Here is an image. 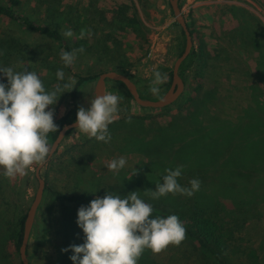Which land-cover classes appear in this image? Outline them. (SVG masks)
<instances>
[{"label": "trees", "instance_id": "16d2710c", "mask_svg": "<svg viewBox=\"0 0 264 264\" xmlns=\"http://www.w3.org/2000/svg\"><path fill=\"white\" fill-rule=\"evenodd\" d=\"M31 1L34 2L30 9L31 12H42L45 16L44 20L38 21L26 13V6ZM61 3H63L62 0L0 1V18H6L9 22L24 29L23 31L43 38L34 46L26 43L21 36L15 33L8 30L2 31L0 66L12 67L14 64L12 62L19 60L23 66L30 68L31 65L28 62L43 61L42 67L46 68L47 75L56 74L58 69L71 74L77 60L75 59L71 66L65 67L59 53L62 49L71 52L80 47H83L85 51L78 52L76 58L80 55L87 56L98 65H103V68L106 60L111 62L115 57L119 61L114 67L110 64L106 66L109 67L108 69L102 70L101 68L96 73L88 72L85 75L73 73L77 77L76 88L70 91L71 103L68 108L61 117L54 121L59 126L58 131L63 125L77 118L78 109L82 106L78 100L79 94L84 85L95 81L101 72L114 70L127 75L135 82L142 98L157 99L167 90L171 83L172 68L161 72L166 73L168 79L159 85L160 92L153 94L149 89L154 76L144 80L134 79L127 68L125 52L122 51L123 45L121 46L112 33L104 34L100 41L99 37L95 36L96 29L92 33L83 30L85 34L81 37L82 30L75 25L78 17H68L72 11L80 12L79 8L66 5L62 7L59 5ZM261 5L264 9V0H261ZM39 7L42 10H39ZM179 7L182 8L181 0ZM118 14L121 17L117 15L115 21H118L117 26L120 30L132 35L138 42H147L146 33L144 34L143 31L145 26L136 10L130 16L125 10L118 11ZM186 23L193 45L189 55L179 67V75L185 83L188 72L191 70L195 73L194 85L189 91L188 114L178 115L176 118L179 120L175 123L164 125L148 121L144 115L123 112L109 125L110 142L104 143L95 138H89L88 135L83 136L84 142L79 145L78 160L75 164L72 162L75 165V171L69 170L65 163L59 162L49 177L47 174L43 177L44 191H49L61 200L62 207H60L58 219L61 238L58 264H74L70 259L74 253L69 246L83 244L85 241V234L77 224L78 209L82 205L88 206L91 200L97 196L103 197L107 192L124 197L132 191H137L140 198L153 206V218L157 216L166 218L172 214L179 217L186 228V238L182 242L192 244L198 254L197 261L201 264H257L258 255L251 247L241 250V256H238L241 259L238 258L236 263L231 262L229 251L234 254L240 251L233 244L239 239L236 232L244 229L249 221L260 219V207L264 206V44L257 40L254 42L258 57L253 67L255 77L252 78L254 80L249 83L250 101L242 107L241 113L235 119L220 116H215V119L203 111L205 109L203 95L200 97L197 94L204 89L201 79L205 75L204 68L208 64L206 43L203 34L187 20ZM175 24L180 31V44L177 47V56H179L184 49L185 37L180 26ZM68 30L73 33L70 38L63 35ZM20 68L23 70V67ZM1 75L2 73H0V81ZM114 82L123 87L126 94L133 100L122 82ZM254 104L259 111L251 108ZM89 106L90 104L84 107ZM129 118L130 122H128ZM220 121H228V123L224 127ZM195 122L199 125H195ZM229 128L233 130L230 131ZM227 130L237 139L232 144L224 145L217 134H227ZM58 131L48 134L50 145ZM72 131L73 129L69 130L66 135ZM258 145L260 148L257 152ZM126 147L129 151L137 152L144 158L130 171L121 170L118 174L102 173L94 167L93 162L99 150L123 151ZM69 148L78 150L76 144ZM58 150L59 148L54 154ZM242 150L245 151L244 155ZM68 151V149L65 150L62 155L67 154ZM248 154L250 155L247 156ZM69 164L71 165V162ZM180 165H183V169L178 183L190 188V180L198 179L201 182L200 196L194 197L193 194L189 197L179 193L175 195L169 193L159 199H152L145 195L147 189L155 190L156 183L162 182L163 176L167 174L165 169L175 170ZM134 170L138 171L131 180H128ZM28 179L25 177L22 181L21 196L23 198L29 186ZM34 180L36 181V178ZM226 200L231 201L230 208H224ZM25 214L26 212L18 216L14 223H11L5 236L0 237L6 241V250L4 254L2 253V257L0 256V264L7 254L17 255L18 264H22L19 257V246ZM45 236L44 227L40 235L35 236L33 252L39 250ZM65 248L69 250L62 251ZM26 253L29 257L28 245ZM138 264H154V262L144 251Z\"/></svg>", "mask_w": 264, "mask_h": 264}, {"label": "rangeland", "instance_id": "374dc122", "mask_svg": "<svg viewBox=\"0 0 264 264\" xmlns=\"http://www.w3.org/2000/svg\"><path fill=\"white\" fill-rule=\"evenodd\" d=\"M62 2L59 4L62 7L66 5L79 8L80 12L72 11L68 15V17H78L75 20L76 27L91 31V33L96 29L95 36L96 38L98 36L100 41L106 33H112L119 40L121 46L123 45L122 51L125 52L127 68L134 79H149L154 76V72L157 70L163 72L168 68H172L177 56V47L180 44V31L175 24L177 22L172 13L169 0H62ZM33 3L31 1L26 6V13L38 21L44 20L45 16L42 12H31L30 9L33 7ZM181 3V11L185 19L203 34L206 43L208 64L204 68L205 75L201 79L204 89L202 90L203 93L202 91L197 93L200 97L203 95L205 108L203 111L215 119V116L235 119L241 113L242 107L250 101L249 83L254 80L252 78L255 77L253 67L258 57L254 42L257 40V42L264 44V9L261 0H181ZM38 9L42 10L41 7ZM121 10H125L129 16L135 10L137 11L145 26L143 31L144 34L146 33L147 42H138L132 35L118 28V21H115L117 20L115 17L117 15L121 17L118 14V11ZM112 21L113 23H111ZM4 30L21 36L29 45L35 46V43L43 40L42 37L36 34L23 31L24 29L9 22L8 19L0 18V38L3 37L2 31ZM76 60L72 73L65 72V81L69 77L76 80L77 77L73 73L76 75H85L88 72L96 73L101 68L105 70L109 68L106 66L112 64L111 67H114L119 62L114 57L111 62L106 60V65L103 68V65H98L84 55H80ZM12 63H14L12 66L14 70H22L20 68L21 61L16 60ZM28 64L31 66L27 69L40 75L46 90H51L57 84L64 82L59 81L56 74L47 75L46 68L42 67L44 65L43 61L39 63L28 62ZM53 65L55 64L53 63ZM1 81L7 83V77H4L3 74L1 75ZM194 81L195 73L190 70L185 82L184 92L173 104L164 109L140 106L126 94L123 87L112 80H107L105 93H114L123 97L117 117L123 112L140 114L144 115L148 121L167 125L179 120L176 118L178 115L188 114V108L190 107L189 91L190 87L194 85ZM94 83L95 81L86 83L79 94L78 100L82 106H88L93 99ZM70 96V92H65L60 96L56 105L49 106V109H55L54 121L61 117L68 108L71 103ZM251 108L259 111L255 104ZM220 122L224 127L228 123V121ZM195 125H199V123L195 122ZM229 130L233 129L229 128ZM230 131L227 134H217L222 144L229 145L236 141L237 137ZM84 135L86 134L74 128L72 132L63 138L58 147V152L53 154L40 170L42 178L47 175L49 177L59 162L65 163L69 170L75 171V165L73 164L78 160L79 145L84 142ZM74 144H76L78 150L77 148H69ZM259 148L258 145L256 147L257 152ZM67 149L69 150L68 153L62 155V152ZM242 151L244 155L245 151ZM121 156L126 158V165L121 170L126 171H130L138 162L144 160L141 154L129 151L127 147L123 151L113 150L112 152L101 149L95 156L96 159H93V165L102 173L113 172L107 168V164ZM36 166H33L27 176H17L13 180L5 178L2 174L3 169H0V237L5 236L11 223H14L18 216L26 212L31 203L37 188V180H34ZM113 174L115 173L113 172ZM25 177L29 178V186L23 198L21 196L23 191L22 181ZM201 192V190L196 191L194 197L200 196ZM224 203V208L232 206L230 200H226ZM60 207H62L61 200L49 191H44L28 243V260L30 264H58V251L61 245L58 226ZM260 209V219L249 221L244 229L236 232L239 239L233 244L240 251L235 254L229 251L231 262H238V258L241 259L238 257L241 256V250L245 247H251L255 249L258 255L257 264H264V206H261ZM38 225H40V229H38ZM44 227L46 236L39 250L33 252L32 247L36 239L35 236L40 235ZM5 242L0 239L1 257L4 250H6ZM145 252L154 264H201L197 261L198 254L190 242H181L179 246L169 245L158 254H154L150 249H145ZM1 264H18L17 255L9 256L7 254L4 259L2 258Z\"/></svg>", "mask_w": 264, "mask_h": 264}, {"label": "clouds", "instance_id": "9594fccd", "mask_svg": "<svg viewBox=\"0 0 264 264\" xmlns=\"http://www.w3.org/2000/svg\"><path fill=\"white\" fill-rule=\"evenodd\" d=\"M81 31V37L84 36ZM72 37L71 30L63 33ZM80 47L71 52L60 51L65 67L71 66L76 54L83 53ZM16 71L13 67L0 66V73L7 77V83L0 81V169L9 180L24 177L34 165H42L51 152L48 140L50 132H57L59 126L54 122L55 109L60 96L76 88L77 81L58 69L57 79L64 81L53 89L46 90L43 80L35 71L27 67ZM166 73L154 72L150 92L158 94L159 85L167 81ZM123 97L114 93L96 95L89 107L80 106L77 112L76 128L89 138L108 143L111 141L109 125L117 119L119 105ZM130 122V118L129 121ZM126 165L121 156L111 160L107 168L118 174ZM183 165L175 170L165 169L162 182L156 183L155 190L147 189L145 195L159 199L169 193L191 197L199 191L201 182L190 180L191 187L178 183ZM138 170H134L128 180ZM153 206L139 197L137 191L126 196L108 193L97 196L88 206L78 209L77 224L85 234L83 244H73L69 248L74 253L70 259L74 264H138L145 249L158 254L169 245L179 246L186 238V228L175 214L166 218L152 217ZM65 248L62 251L67 252Z\"/></svg>", "mask_w": 264, "mask_h": 264}, {"label": "water", "instance_id": "95a60500", "mask_svg": "<svg viewBox=\"0 0 264 264\" xmlns=\"http://www.w3.org/2000/svg\"><path fill=\"white\" fill-rule=\"evenodd\" d=\"M179 1L180 0H169V3H170L172 13L174 15L175 21L180 26V28L183 30L184 37H185V45H184L183 52L179 56L176 57L173 63L171 83L169 87L167 88V90L157 99L142 98L140 96V93L137 89L135 82L131 78H129L127 75L120 73L118 71L108 70V71L101 72L98 75L97 79L95 80V83L93 86V99L95 98L96 95L98 94L103 95L105 93L107 80L122 82L125 85L129 94L132 96L133 100L137 104L143 107L164 108L166 106L173 104L182 95L185 89V83L182 77L179 75V67L181 63L184 61V59L189 55L193 42H192V37L190 34V30L187 26L185 17L179 7ZM76 124H77V119L63 125L60 128L55 139L50 145L52 150L49 156L47 157L46 161L42 165L36 166L34 174L37 180V188L34 193L33 199L26 210L25 218L23 221L22 239H21V243L19 246V257H20L22 264H29L26 249H27L31 231H32V228L35 222L37 210L40 206V203L42 201L43 194H44L45 181L40 174V170L42 169L44 164H46L47 161L55 153L59 144L65 137L66 133L69 130L76 128Z\"/></svg>", "mask_w": 264, "mask_h": 264}]
</instances>
